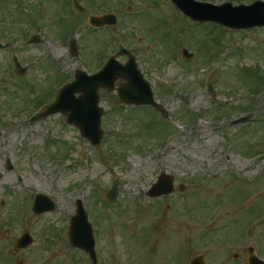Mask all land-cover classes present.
<instances>
[{
	"label": "rangeland",
	"instance_id": "rangeland-1",
	"mask_svg": "<svg viewBox=\"0 0 264 264\" xmlns=\"http://www.w3.org/2000/svg\"><path fill=\"white\" fill-rule=\"evenodd\" d=\"M2 1L0 38L10 32L15 41L21 39L22 23L16 22L24 17L16 14L14 18L15 4ZM36 1L32 11L40 6L37 11L41 12L27 19L24 43L37 32L44 43L21 46L18 41L0 51V117L4 122L10 117L4 109L14 113L27 109L33 103L22 106L26 99L46 90L52 91L51 97L78 69L91 74L99 68L121 43L139 56L156 100L170 119L153 108L122 104L117 89L124 81L119 80L114 91L100 92V105L106 110L103 128L107 129L100 147H93L61 114L31 123L28 118L35 106L23 117V125L0 126V211H5L1 204L6 199L11 205L14 201L15 207L13 217L0 215V224L13 221L18 229L24 225L23 217L26 221L37 218L33 206L36 194L41 193L52 198L57 208L41 216L38 226L32 224L42 245L36 247L40 256L31 255L37 264L42 260L46 264H93L85 252L69 243V222L78 199L95 228L99 264H186L193 254H204L203 250L208 264H243L233 255L250 246L263 258L264 146L254 151L251 142L253 131L255 142L263 138L264 122L256 129L230 122L251 110L258 121L264 120V29L235 33L213 25H191L163 0H99L120 17V26L110 38L88 24L89 12L72 18L75 12L69 11L68 4L62 6L64 0H47V5L41 0L38 6ZM254 1L209 0L233 6ZM61 9L69 11V16L58 13ZM11 18L9 31L6 21ZM77 25L79 33L74 31ZM74 38L79 42L77 57L68 48ZM183 47L195 54L193 60L182 56ZM14 55L24 65L37 63L26 84L37 85V90L13 77ZM119 60L125 63L127 57ZM210 84L215 95L209 93ZM177 93L183 97L176 98ZM15 123L20 122L15 119L10 124ZM244 133L248 134L240 137ZM7 159L17 165L15 173L7 172ZM16 173L24 177L23 182L17 181ZM163 173L174 177L176 191L148 197ZM116 182L118 198L109 201L107 195ZM223 209L227 210L214 214ZM213 228L223 229L215 232ZM250 232L252 238H248ZM208 239L223 240L208 245L204 243ZM242 255L248 264V255Z\"/></svg>",
	"mask_w": 264,
	"mask_h": 264
},
{
	"label": "water",
	"instance_id": "water-1",
	"mask_svg": "<svg viewBox=\"0 0 264 264\" xmlns=\"http://www.w3.org/2000/svg\"><path fill=\"white\" fill-rule=\"evenodd\" d=\"M188 16L199 21H212L230 29H245L256 26H264V1H258L250 6H233L225 4L215 7L211 4L199 3L194 0H172ZM102 21V23L100 22ZM115 24V17L112 15L106 18H93L92 24L101 26L103 24ZM71 53H78L77 43L70 44ZM130 60L126 66L120 65L115 59H111L107 65L95 76H88L87 73L78 71L75 82L65 86L55 103L41 116L34 118H46L49 115L63 113L68 115V123L78 127L82 135L87 138L94 146H99L104 136L101 129V116L103 109L98 107L100 97L99 90L106 88L114 90L115 82L118 79L126 80L128 83L119 88L118 94L121 101L125 104L151 105L168 117L166 110L155 102L150 84L143 79L141 71L138 69L135 57L128 51ZM183 55L187 59H192L193 55L184 49ZM19 67V66H18ZM18 69V68H17ZM19 71V69H18ZM20 73L25 74L24 71ZM82 93L78 98L76 95ZM249 117L237 120L234 124L247 121ZM174 191L173 178L162 174L156 184L153 185L148 193L151 197H159L171 194ZM117 184L109 192V199L117 198ZM55 204L45 196H38L35 204V212L40 214L52 211ZM70 242L76 247L86 251L91 259L96 263L95 240L93 228L89 223L88 215L81 200L78 201L77 215L71 220ZM28 242L25 245H28ZM251 264H264L257 258L252 257ZM193 264H201L200 259H195Z\"/></svg>",
	"mask_w": 264,
	"mask_h": 264
},
{
	"label": "flooded vegetation",
	"instance_id": "flooded-vegetation-1",
	"mask_svg": "<svg viewBox=\"0 0 264 264\" xmlns=\"http://www.w3.org/2000/svg\"><path fill=\"white\" fill-rule=\"evenodd\" d=\"M50 1V0H49ZM74 0H64L62 1V6L64 8H67V4H68V7H69V11L70 9L71 10H74L75 14H70L72 16V18H78L80 17V15H83L84 13H90V16H101V15H104V14H107V13H111L110 10L108 8H106V6L104 5V2H97L95 0H76L79 4H81V6L83 7V10L82 11H78L77 9H73L75 8L72 3H73ZM101 1V0H100ZM9 2L11 3L12 7H13V3L15 4V9L12 10V14L14 15V18L16 16V14H18V16H23L24 18V21H17L16 23H22V27H20L21 31L18 33L20 36H21V39H17L15 42L17 41H24L25 40V31L23 30L24 28H27V25H26V21L29 17L33 16V13H35V15L37 16L41 11H37L40 8V6H38L37 4L39 3V5H41V0L39 1H36L35 5L38 6L36 7L33 11H32V2L33 0H4V4L5 5H9ZM45 4L44 5H47L46 2L47 0L44 1ZM72 2V3H71ZM3 4V1L0 0V7L1 5ZM102 4V5H101ZM66 6V7H65ZM105 6V7H104ZM9 12H11L9 9L7 10ZM69 11H66V10H58V13H61V14H64L63 16L65 17H68L69 16ZM77 12V13H76ZM40 15V14H39ZM89 16V17H90ZM88 17V19H89ZM12 21V18L11 20H7L6 23L9 24V27H8V30L10 31V22ZM46 21V20H45ZM83 24V23H81ZM34 26H36V24H34ZM110 27L107 26V27H103V28H93V30L95 32H102L103 33H108L110 32ZM74 31L75 33H79L80 32V25H77L74 27ZM36 34H39V35H35L36 37H39V41H42L44 43V40L41 36V33H36ZM9 35H15V34H10L9 32ZM11 37V36H10ZM101 42L103 41L104 44L106 43V41L104 40H100ZM14 42V43H15ZM14 43H11V44H8V47L5 48V49H8L10 48ZM134 54L136 55L135 51L133 50ZM112 56V54L110 53L109 55L106 56V59H105V62L99 67L97 68L95 71L91 72V74H95L97 73L106 63V61L108 60V58H110ZM137 56V55H136ZM12 171H8V173H12L13 171H15V165H12ZM16 177V175H15ZM2 178V175L0 174V179ZM22 180L21 179H18V182H21ZM25 193V192H24ZM14 200H15V197H14ZM2 208L5 209V211H3L1 213L0 211V215H3V216H7L8 217H13L14 216V212H15V207H14V201L11 204H9V201L8 199L4 200V202H2ZM10 207V210H8ZM12 207V208H11ZM7 208V209H6ZM41 220H38V221H35V222H32V220L30 219L29 221L27 220H24V217H23V223L24 225H22L20 228H16L15 225H13V221L12 223H10L11 225H1L0 224V234H2V237L0 238V264H37L35 263V259L36 258H33L31 255L32 253L34 255H37V256H40L39 255V251L36 250V247H39V249L42 248V245L39 244V240H38V235H37V232L38 230L35 228V226H38V223L40 222ZM11 222V221H10ZM34 224L35 226L33 227ZM30 233L34 239V242L32 245H30L29 247L25 248V247H21L19 246V239L21 238V236L24 234V233ZM207 242H220V241H207ZM208 247V246H207ZM35 248V250L33 251V249ZM32 250V251H30ZM203 250V249H202ZM240 250V249H239ZM204 254L202 253H196V254H193L192 256H190V259L187 260V263L186 264H191V261L193 260V258H195V256H197L198 254H202L203 255V259L205 261L206 264L207 263V252L206 250H203ZM249 251L247 250L246 248V251L244 248H242L239 252L235 253L233 255V258L236 260V261H239V262H242L243 264H246V258H244V255L242 256H239L241 254H245V255H249L248 254ZM40 258V257H39ZM45 259H47L46 257H44ZM39 264H46V260H42Z\"/></svg>",
	"mask_w": 264,
	"mask_h": 264
}]
</instances>
